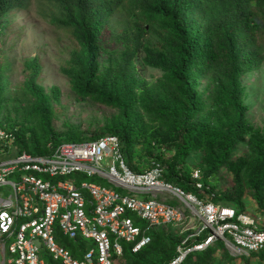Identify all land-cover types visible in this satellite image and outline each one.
I'll return each mask as SVG.
<instances>
[{
	"label": "trees",
	"instance_id": "obj_1",
	"mask_svg": "<svg viewBox=\"0 0 264 264\" xmlns=\"http://www.w3.org/2000/svg\"><path fill=\"white\" fill-rule=\"evenodd\" d=\"M32 1L0 0V32H9L15 17L28 10ZM36 1H39L41 15L46 21L54 27L67 30L72 36L70 59L66 63L69 69L64 71L69 75L74 91L83 98L103 102L110 108L133 106L136 109L132 94H135L133 88L139 85L140 78L135 73L134 59L143 45L153 53L167 47L177 48L179 57L173 73L175 82L186 88L184 92L187 105L183 112L179 111L177 114L176 125L172 127L176 128L175 131L166 135L158 127H154L152 136L144 135L142 130L130 134L126 124H114L108 126V133L119 137L125 160L134 171L140 172L146 166L144 162L134 165L132 159L136 153V141H142L147 150L141 154L142 160L151 161L154 158L153 160L166 161L169 165L167 180L189 192L197 193L190 172L194 167H199L203 172V181L212 183L216 202L232 207L238 213L244 212L246 203L242 196L249 189L264 214V140H258L261 143L256 142L255 131L244 121L247 106L239 86L240 78L254 65L258 66L259 60L264 59V0ZM164 19L168 21L167 24L160 26L159 20ZM99 50L114 56L110 74H98ZM25 66L31 75V80L25 86L30 88L32 95L23 89H17L16 100L22 97L29 105L33 100L30 96L34 95L41 106L40 114L46 128L40 130L42 133L39 135L35 133L28 137L25 134V123L19 125L0 119V123L10 127L19 125L16 131L18 147L32 154H46L50 152V143L56 146L62 142H82L106 134L100 133L88 139L82 138L83 133L79 129H72L64 138L57 134L50 127L49 115L43 107L42 87L37 83L42 67L40 60L37 57L29 58L25 61ZM197 67L210 80L208 99L213 101L209 113L202 116H197L202 97L194 89L195 80L198 79L194 75ZM1 73L0 65V110L3 102L8 101L3 96ZM117 87L120 88L119 95ZM161 105L163 104L157 107L158 116L155 120L165 119L166 111ZM221 105L222 108H227L222 109L220 114L224 123L213 127L209 118L215 116ZM26 114L30 116L27 107ZM134 120L137 122V119ZM226 125L228 131L225 133L223 128ZM252 132L255 134L250 141L253 157L233 162L232 155L237 143L244 142L246 136ZM29 140L32 145H29ZM155 146H165L175 153L169 160H165L160 153L156 154ZM199 151L202 152V160L193 166L189 159L193 153ZM223 168L231 172L235 182V188L227 192L217 190ZM178 227L170 225L154 228L151 232L152 241L148 245L137 253H133L130 246H125L123 256H132L147 263L146 258L152 256L155 250H162L160 254L157 253V259L151 262L157 264L158 260L159 264L161 261L162 264H168L170 259L164 256L168 249L163 247L167 241L172 242L174 247L180 244ZM196 241L199 238H191L189 244ZM217 245L224 246L218 242L207 250L194 254L198 261L193 264L216 263L219 260L216 254ZM224 251L226 250L223 249ZM260 253L263 254L264 250L252 253L251 256ZM194 255H188L180 264L191 263ZM262 257L264 259V254Z\"/></svg>",
	"mask_w": 264,
	"mask_h": 264
},
{
	"label": "built area",
	"instance_id": "obj_2",
	"mask_svg": "<svg viewBox=\"0 0 264 264\" xmlns=\"http://www.w3.org/2000/svg\"><path fill=\"white\" fill-rule=\"evenodd\" d=\"M16 131L0 123V264H50L43 249L53 264H116L125 252L120 241L137 253L152 241L154 228L194 219L196 234L183 241L170 264L217 242L236 256L264 250V226L250 213L216 202L199 167L190 172L194 193L166 179V161L152 160L134 171L115 134L50 143L49 153L32 154L18 147ZM73 174L97 175L109 186L80 182ZM61 237L77 243L78 250ZM80 238L96 248H84ZM191 238L199 241L189 244Z\"/></svg>",
	"mask_w": 264,
	"mask_h": 264
},
{
	"label": "rangeland",
	"instance_id": "obj_3",
	"mask_svg": "<svg viewBox=\"0 0 264 264\" xmlns=\"http://www.w3.org/2000/svg\"><path fill=\"white\" fill-rule=\"evenodd\" d=\"M40 9L39 1L33 0L28 10L20 12L19 16L15 17L9 32H5V30L0 32V65L4 89L3 96L8 99V101L3 102L0 110V119H7L19 123V125L25 123V134L28 137L35 133L39 135L42 133L40 130H45V121L40 114L41 106L38 105L35 96H30L33 100L29 105L23 101L22 97L16 100L17 89H23L25 92L31 91L29 87L25 86L31 80V75L26 69L25 61L29 58L37 57L42 66L37 76V83L42 87L44 95L42 97L43 107L46 109L44 111L49 115L50 127L57 134L61 135L62 138L72 129H79L83 133L82 138L84 139L94 138L95 135L100 133L107 134L109 132L107 130L108 126L114 124H126L130 134L142 130L144 135H151L153 134L152 128L154 127H158V130H162L166 135H169L171 131H175L176 128L172 127L176 125L177 114H179V111L183 112V109L187 105L186 92H184L186 88L182 84L180 87L175 82L173 73V67L176 66L175 64L179 57L177 48L167 47L163 51L156 50L153 53L152 50H149L150 48L143 45L134 59L136 62L134 65L135 73L140 78L139 85L137 84L133 88V93L135 94H132V99L134 102L136 101V109L134 110L133 106L128 108H110L103 102L83 98L74 91L70 77L64 71L65 69H69V65H66V63L70 59L73 45L72 36L67 30L54 27L46 21L42 17ZM167 22L165 19L159 20L158 24L165 26ZM97 55V62L99 63L98 74L100 76L110 74L113 69L111 60L114 56L104 53L103 50H99ZM194 75L198 76V79L195 80L194 89L198 96L202 97L201 107L197 116H202L208 114L213 107V101L208 99L210 95V89L208 88L210 80L199 71L198 67ZM239 81V86L243 93L242 99L247 106L244 121L255 131L256 137L254 139L256 142H259L258 140H264V59L259 60V65H254ZM116 91L119 95L120 88L117 87ZM221 98L222 96H220ZM132 99L130 101H133ZM159 104H163L161 106L166 111L164 120H155L158 116L157 107L159 108ZM26 107L30 110V116L26 114ZM222 109L227 108H222L221 105L215 116H210L209 122L211 125H214L213 127L224 123L220 116L223 112ZM134 119H137V122ZM19 125L14 127L18 129ZM227 127L226 125L223 128L225 133L228 131ZM254 135L252 132L246 136L244 142L237 143L236 150L232 155L233 162L237 163L245 160L247 157H253L250 141ZM134 140L136 139L134 138ZM28 142L29 145H32L31 140ZM135 149L136 153L132 157L134 165L144 162L146 166L143 169H146L154 158L151 161L148 159L142 160L141 154L147 151L142 141H136ZM155 152L156 154L160 153L165 160H169L175 153L174 150H169L165 146H155ZM201 155V151L193 153L191 159H189L190 163L196 166L202 160ZM220 175L221 179L218 191L227 192L235 188L233 176L227 168H223ZM72 177L77 178L80 182L87 181L109 186L106 180L100 179L97 175L73 174ZM242 200L246 203L245 211L255 217L261 226H264V214L259 209L249 189L244 191ZM170 225L178 227L175 224L159 227ZM198 225L199 221L194 219L191 223L178 227L180 231V235L178 236L181 242L177 247H174L170 241L165 242L163 248L168 250L164 256L170 259L168 264L178 257L181 247L184 246L183 241L191 235L194 236L196 234ZM60 240L62 243L68 245L70 249L78 250L77 243H74L69 238L61 237ZM120 243L123 246H128L124 241H120ZM80 244L86 249L95 247L94 242L90 239L80 238ZM217 246L216 254L219 260L214 264H264L262 257L264 253L254 254L253 256H236L225 246ZM223 249L226 251L223 252ZM155 251L152 253V256L146 258L147 263L132 256H123L117 259L116 264H153L151 260L157 259V253L163 252L162 250ZM42 257L53 264L47 251L44 249ZM196 257L197 255L192 256V262L190 261L191 263L189 264L197 262L198 259ZM162 263L163 261L160 264ZM157 264H159L158 260Z\"/></svg>",
	"mask_w": 264,
	"mask_h": 264
}]
</instances>
